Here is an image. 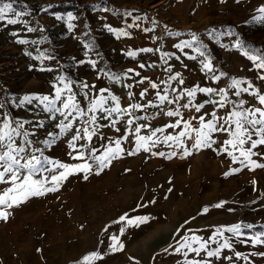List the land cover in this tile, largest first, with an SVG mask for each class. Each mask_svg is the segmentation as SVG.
I'll use <instances>...</instances> for the list:
<instances>
[{
  "label": "rangeland",
  "instance_id": "rangeland-1",
  "mask_svg": "<svg viewBox=\"0 0 264 264\" xmlns=\"http://www.w3.org/2000/svg\"><path fill=\"white\" fill-rule=\"evenodd\" d=\"M61 4L70 10L62 15L52 11ZM14 5L27 15L16 24L0 22V125L5 115L10 122H26L24 130L32 142L29 154L39 149L37 156L42 152L48 160L69 165L87 162L92 170L75 172L53 185L51 176L64 170L49 164L51 172L37 173L33 179L46 178L45 187L55 186L56 191L31 196L12 208L0 205L9 213L6 220L0 219V264H85L83 258L93 252L102 258L87 264H264V244L252 243L264 233V167L250 162L264 164V145L252 149L256 155L245 159L240 151L250 144L240 149L225 145L231 139L226 132L210 133L215 141L211 147L192 148L196 135L192 130L181 137L180 147L172 141L164 143L165 136L185 130V120L195 129L200 127V116L207 121L213 112L217 124L223 123L219 118L240 100L246 108L260 106L250 93L264 95V80L259 78L264 70L235 45L245 40L264 53V22L253 20L262 15L257 10L264 7V0H16ZM132 21L141 24L138 32L151 43L143 49L152 51L138 49L144 39L129 40L135 33ZM186 41L197 48L177 47ZM205 62H211L212 71L203 69ZM176 73L179 77L171 80ZM213 76L220 79L214 81ZM60 78L66 79L71 92ZM233 80L242 82L241 89L252 87L237 96ZM197 87L224 88L230 103L218 107L220 96L215 93L197 92L189 98L186 90ZM56 88L63 89L62 100L75 95L85 111L89 99L110 92L127 113L104 119L107 113L98 110L97 130L91 140H75L74 150L69 142L82 136L84 127L92 130L85 121L93 113L73 119L72 127L64 129L65 121L49 118L38 99L54 98ZM102 88L107 92L101 93ZM157 93L174 102L160 103ZM25 96L31 99L26 101ZM189 102L188 108L182 107ZM137 104L142 107H131ZM199 104L204 108L196 112ZM113 106L111 101L105 105ZM170 110L180 115L169 117L165 113ZM177 119L180 125L167 127ZM155 129L163 131L139 146L138 136H150ZM117 139L122 151L105 161L101 170L90 154L93 149L94 156H101L106 147L115 149ZM20 140L16 138L17 145ZM185 148L190 155L184 154ZM77 150L84 154L83 160L73 159ZM159 152L165 156L153 154ZM10 186L0 183V194ZM125 214L147 216L149 222L139 227L126 221L114 223ZM237 224L239 234L226 231ZM248 224L252 227H244ZM253 227L262 230L252 232ZM112 236L118 237L122 248L110 247ZM225 241L231 247H220ZM218 247L219 257L207 256V251Z\"/></svg>",
  "mask_w": 264,
  "mask_h": 264
},
{
  "label": "snow or ice",
  "instance_id": "snow-or-ice-1",
  "mask_svg": "<svg viewBox=\"0 0 264 264\" xmlns=\"http://www.w3.org/2000/svg\"><path fill=\"white\" fill-rule=\"evenodd\" d=\"M16 3V0H0V22H4L6 24H16L19 21V17L27 15L26 11H20L13 7ZM262 15L253 17V20L264 22V7H261L257 10ZM130 15V13H129ZM69 19H74V17L69 16ZM32 31L31 28L28 29ZM112 31V29H109ZM121 35H127L126 32H121ZM197 37L195 34L192 35V40L195 41ZM24 43V41H20ZM87 47V45H86ZM177 47H191L190 42H184ZM235 47L241 49L242 55H245L250 61L254 62V65L257 69L264 70V53L257 49H249L246 48L241 42L235 45ZM142 51L150 52L152 49H142ZM129 56H134V52H129ZM201 56H204V52H200ZM207 60V57H205ZM93 66H95V62H91ZM143 67V65H141ZM203 69L212 71L211 62L203 63ZM129 71H132L131 69ZM171 71V69H169ZM179 73L171 76V80H176L179 77ZM222 75V74H221ZM118 78V77H117ZM260 79L264 80V76H260ZM62 79V78H61ZM212 79L219 80V76H213ZM142 82V81H141ZM181 84L184 81L181 79L179 81ZM242 82L239 80H233L231 87L236 89L235 95L239 96L241 92L248 93L249 89L252 87L251 84L248 87L241 89L239 85ZM152 88H156V84L151 85ZM55 87V86H54ZM83 88H87V84L82 85ZM64 89H67L71 92V89L68 88V85H64ZM175 91V90H174ZM101 93L107 92V89H100ZM197 92L207 93V94H217L220 96V100L216 102L217 106L220 108H224L226 103H230L227 100L228 93L224 88L214 89V88H202L197 87L194 89L186 90V94L189 98L194 97ZM63 89L56 88L54 98L50 99L48 96L38 97L41 103L45 104L47 110L53 112H60L64 115V119L68 121L63 125L64 129L72 127V119H77L79 117L88 116V113H93V115L88 116V119L85 123L89 126H92V130L89 131V127H84L82 129L83 135L73 136L72 141L69 142V147L76 150V146L73 143L77 139H88L91 140L92 135L97 130L96 121L97 116L95 113L99 110L100 112H106L107 116L104 119H111L114 113L124 112L127 113V109H121L119 107V99L118 97L112 95L110 92L108 95H97L95 98L89 99V103L87 106V110L81 109L79 106V102L76 100L75 95H68L67 99L62 100ZM144 92H141V97L144 96ZM257 97L259 102V107L254 108H246L244 107L245 101L240 100L239 104L234 105L233 109L227 113L226 117H220V120H223V123L217 124L216 113L213 112L212 119L205 121L204 116H200V127L192 129V126L188 121H183L184 131H180L178 135L172 136L167 135L164 137V143H168L172 141L176 144L177 147H180L183 143L181 137H185L188 135L187 130L195 131V142L191 145L192 148L199 149L201 147H211L214 140L211 139L210 133L215 132H226L229 134L231 139L225 140V145H230L234 148L240 149L241 146L246 143L250 144V147L247 149L241 150L240 154L245 159H249L252 155H256V153L252 152V149L256 148L258 145H264V95H258L255 92L250 93ZM87 97V94H85ZM131 96V93H129ZM158 99L160 103H164L167 101L168 103H173V100H169L168 95H160L157 93ZM31 98L25 96L24 100L29 101ZM178 99V98H177ZM57 101H60L62 107H57ZM111 101L115 106L113 107H105ZM191 102V101H190ZM190 102L183 104L182 107L188 108L190 106ZM211 102V101H209ZM133 108H140L141 105H132ZM204 108V104H199L195 106L196 112H200L201 109ZM67 110V111H65ZM169 117L179 116L180 113L178 110H170L165 113ZM26 122L22 121H12L10 122L7 115H5L3 119L2 125H0V183L10 184V187H7L2 194H0V205L6 206L7 208H12L14 206H18L19 204L26 201L31 196H40L44 195L47 192L56 191L57 187H45V184L49 183L46 178L41 179H33V177L37 173L43 172H51V169L47 167V165L51 164L53 168L63 169L64 171L59 172L56 175L51 176V183L53 185L58 184L64 179H67V176L70 174H74L75 172H87L92 170V165L85 162L83 164H74L69 165L65 163H61L59 161L48 160L43 156V153L39 156L35 154V152L39 151V149H32V154L27 152V149L31 147L32 142L28 139V132L24 130V125ZM116 121L112 120V124L115 125ZM129 123H132L130 120ZM13 124L15 126L13 127ZM181 124V119H177L174 124L167 125V127L175 128ZM227 125V127H226ZM63 130V129H62ZM135 131L137 133L140 132V127H136ZM163 129H155L150 136H138V145L144 146L148 141H152V137L156 135V132H162ZM20 137V143L17 145L16 138ZM254 137H257L254 139ZM191 139V137H189ZM116 147L115 149L111 147H106L104 153L101 156H94L96 149H93V154H90V158H94L98 164L100 169L102 170L107 166L105 161L110 162V158H114L116 154H118L122 149L120 148V140L117 139L113 141ZM159 143V141H153V144ZM145 151H148V147H144ZM185 155H190L191 152L185 148L183 149ZM24 154V155H22ZM133 153H129L132 155ZM154 155L165 156L164 152L153 153ZM176 155L175 152L171 153V156ZM229 155H232L229 153ZM168 156L166 158H171ZM73 159H84V154L77 150V154L73 156ZM236 158L233 157V161L235 162ZM23 161V162H22ZM253 167H264V164H257L255 161H250ZM99 174V172H97ZM227 175V173H226ZM87 179V176H85ZM221 205H216L215 207H220ZM143 207V205H141ZM207 211V209H205ZM9 213L3 210H0V219L6 220L8 218ZM120 221H126L128 225H135L139 227L142 224L149 222V217L147 216H136L134 218H129L127 214L122 215L119 218V221H115L114 223H119ZM241 225H232L226 229V231L231 233L239 234ZM246 228H251L252 225H244ZM121 233H123V229H121ZM264 237V233H260L255 238L252 239L253 244H264V240L261 239ZM113 241V244L110 247L113 250H116L117 246L122 248L123 245L119 244L118 237L112 236L110 238ZM187 245H181L180 247H185ZM204 244L200 245V248H204ZM171 247V245L169 246ZM190 247V246H188ZM220 247L229 248L231 245L225 241L223 245ZM220 247L216 248L215 251H207V256H217L219 257ZM200 249H195L198 253ZM164 251H168L165 249ZM176 251H180V248H177ZM237 258H240V253L235 254ZM98 253L93 252L90 255H87L83 258L85 264L93 259H101ZM245 259H247L245 257ZM191 264V262H190ZM199 264V262H197Z\"/></svg>",
  "mask_w": 264,
  "mask_h": 264
},
{
  "label": "trees",
  "instance_id": "trees-1",
  "mask_svg": "<svg viewBox=\"0 0 264 264\" xmlns=\"http://www.w3.org/2000/svg\"><path fill=\"white\" fill-rule=\"evenodd\" d=\"M70 8H71V7H70L69 5L61 4L60 6H58V7H56V8H53L52 11H53V12H56L55 10H58L59 13L62 15V14H64V13H67L68 10H70ZM241 43H242L246 48L254 49L253 47L250 46V45H252L251 42L249 43V42L243 40ZM239 49H240V48H239ZM207 51H208L209 53H212V48H208ZM60 81L63 82L64 85L67 84V85L69 86V83H68V82L66 83V79H65V78H64V79H61V78H60ZM64 85H63V86H64ZM72 91H73V93H77V91L74 90V89H72ZM57 107H59L58 104H57ZM60 107H62V105H61ZM47 111H48V113H49V118H51V119H54V118H60V119H62L63 122H64V121H65V123L68 122V121H66V120L64 119V115H63L62 113H60V112H53V111H50V110H47ZM65 111H67V110H65ZM72 120H73V119H72ZM74 120H75V119H74ZM71 122H72V121H71ZM252 229H253L252 232H256V231L260 232V231L262 230L261 227H253Z\"/></svg>",
  "mask_w": 264,
  "mask_h": 264
},
{
  "label": "crops",
  "instance_id": "crops-1",
  "mask_svg": "<svg viewBox=\"0 0 264 264\" xmlns=\"http://www.w3.org/2000/svg\"><path fill=\"white\" fill-rule=\"evenodd\" d=\"M15 6V5H14ZM13 6V7H14ZM15 8V7H14ZM15 9H17V8H15ZM17 10H19V9H17ZM132 25H134V29H133V31H135V33H134V35H133V37L131 38V39H129V40H139V39H144L145 37L142 35L143 34V32H142V34L140 33V32H138V29L140 30L141 29V24H138V22H136V21H132ZM147 36V35H146ZM126 39V38H125ZM145 40V43H143V45H140V47H138V49H143V48H145V47H148L149 45H151V43L149 44V41L148 40H146V39H144ZM204 41V40H203ZM191 47H194V48H197V45H196V43H194L193 41H191ZM191 47H184V48H191ZM168 53H170L169 51H167ZM170 54H172V53H170ZM174 57L175 56H177L176 54L175 55H173ZM169 57H172V56H169ZM173 58V57H172Z\"/></svg>",
  "mask_w": 264,
  "mask_h": 264
}]
</instances>
